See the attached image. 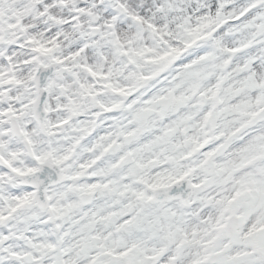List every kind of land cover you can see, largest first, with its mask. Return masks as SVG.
<instances>
[{"label": "snow or ice", "instance_id": "obj_1", "mask_svg": "<svg viewBox=\"0 0 264 264\" xmlns=\"http://www.w3.org/2000/svg\"><path fill=\"white\" fill-rule=\"evenodd\" d=\"M152 7L0 0V264H264V61Z\"/></svg>", "mask_w": 264, "mask_h": 264}, {"label": "clouds", "instance_id": "obj_2", "mask_svg": "<svg viewBox=\"0 0 264 264\" xmlns=\"http://www.w3.org/2000/svg\"><path fill=\"white\" fill-rule=\"evenodd\" d=\"M216 2L218 7L213 11L211 8L203 10L208 0H172L171 4L169 0H151L153 7L143 15L148 20H166L174 34L178 30L177 25L182 24L187 18H190L193 26L202 23L203 31L209 33V38L203 41V44L214 56L212 63L221 66L218 74L233 73L224 83V90L227 91L229 88L238 86L237 82L247 75V73H237L238 66L246 64L252 58L264 61V0H216ZM123 3L128 4L129 0H123ZM143 3L144 0H141V4ZM222 3L226 5L223 8L219 7ZM161 7L165 11L160 12ZM241 16H243L242 19ZM172 41L177 42L175 35ZM254 94L250 93V95ZM242 98L234 97L232 102ZM195 103V100L190 102L187 108L182 109V112H195L194 118L199 120L205 109L194 108L192 105ZM68 147H71V144ZM90 155V153H84L83 158H88ZM24 228L23 235L31 239L36 238L27 231V226ZM48 234L53 242L59 244L53 229L49 228ZM11 243L15 249L22 252L31 254L34 251L25 240H14ZM48 264L53 262L49 260Z\"/></svg>", "mask_w": 264, "mask_h": 264}]
</instances>
